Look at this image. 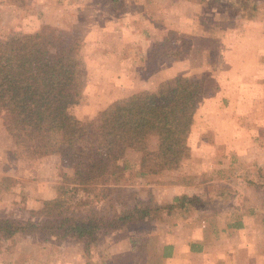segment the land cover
<instances>
[{
  "label": "rangeland",
  "instance_id": "374dc122",
  "mask_svg": "<svg viewBox=\"0 0 264 264\" xmlns=\"http://www.w3.org/2000/svg\"><path fill=\"white\" fill-rule=\"evenodd\" d=\"M44 25L61 30L67 40L80 43L68 112L81 126L96 125L102 113L114 103H125L173 86L177 77L192 78L202 84V97L188 138L189 162L192 163L187 176H190L189 181L195 176V183L207 178L200 171L202 145H208L214 156L223 153L221 147L215 151L216 137H219L216 128L223 118L215 112L228 108L230 102V98L222 97L227 91L221 92L227 79L224 82L218 79V82L207 74L216 73L215 69L223 68L220 62L229 60L228 66L223 68L227 75L240 69V75L247 79L245 85L256 81L257 88L264 91V74L257 63L264 46V0H0V41L39 33ZM168 31L177 33L176 39L169 42L172 53L163 60L151 61L150 52L168 36ZM201 59L208 60V71L205 68L203 74H185L188 61L198 67ZM261 106L264 110L263 104ZM156 148L157 140L151 138L149 149ZM77 150L84 159L105 155L104 150L82 143L67 147L65 155H57L58 164L73 173ZM140 157V153L131 150L122 153L118 162L124 172L105 200L96 202L94 194L83 192L78 199L92 200L88 207L98 211L131 207L136 201L152 200L154 205L173 203L163 197L159 200L158 190L181 182L183 177L155 182L158 174L142 178L146 181L140 180L137 176ZM25 162H30L27 168L32 170L31 193L35 199L45 192L44 184L40 188V179L46 182V175L51 176L43 172L44 166L50 164L39 163L37 159ZM238 171L248 174L249 169L241 164ZM209 175L212 177L214 173ZM4 182L5 186L13 187L16 200L9 204L4 200L8 201L10 194L0 196V218L30 217V210L24 207L27 186L22 181ZM254 184L264 189V179ZM56 187L49 185L48 191L56 192ZM36 200L42 203L40 198ZM199 205L195 201L190 210L175 208L162 212L153 222H139L120 231L99 233L87 253L84 245L76 240L58 243L40 236L19 237L14 244H0V264H202L203 260L185 259L183 252L178 254L177 260L168 261L163 257L164 247L172 242L174 226L179 224L186 230L182 225L187 219L198 230H204L201 220L194 221L203 210ZM203 225L206 227L205 222ZM181 232L178 231L183 244Z\"/></svg>",
  "mask_w": 264,
  "mask_h": 264
},
{
  "label": "trees",
  "instance_id": "16d2710c",
  "mask_svg": "<svg viewBox=\"0 0 264 264\" xmlns=\"http://www.w3.org/2000/svg\"><path fill=\"white\" fill-rule=\"evenodd\" d=\"M167 35L153 47L151 61L172 53L169 42L177 33L168 31ZM79 53L77 40H67L61 30L47 25L39 33L0 41V119L15 145L11 155L20 160L60 156L67 147L82 143L105 151L103 156L84 159L77 150L74 174L62 175L53 199L42 201L26 219L0 218V244L40 236L58 243L79 241L87 253L99 233L156 221L162 212L182 211L185 203L193 201L182 196L164 205L136 201L131 207L98 211L88 207L92 200L78 199L80 192L94 194L96 202L108 197L124 172L118 161L125 150L141 154L139 178L177 170L190 157L188 138L202 97L196 80L177 77L173 86L114 103L96 125L81 126L68 112ZM151 138L157 140L155 150L149 149ZM6 181L14 182L11 178ZM171 250L165 246L163 257Z\"/></svg>",
  "mask_w": 264,
  "mask_h": 264
},
{
  "label": "crops",
  "instance_id": "0c3cea01",
  "mask_svg": "<svg viewBox=\"0 0 264 264\" xmlns=\"http://www.w3.org/2000/svg\"><path fill=\"white\" fill-rule=\"evenodd\" d=\"M254 53L258 55L257 52ZM258 57L257 63L262 67L260 72L264 74V46ZM228 62L229 60H222L220 65L226 68ZM208 64V60L201 59L197 67L190 60L185 64L187 68L185 74L188 76L203 74L205 68L209 70ZM223 68L215 69L216 73L211 76L207 74L210 79L218 82L227 79L221 92L227 91L226 96L222 97L230 98L229 106L215 112L219 117H223L216 128V135L219 137H216L215 151L217 152L219 150L217 148L221 147L223 153L214 156L211 149L208 150L210 148L208 145H202L200 171L207 178H202L197 183L195 176L193 181H189L190 176H187V170L192 163L189 162L190 159L183 161L177 170L156 175L155 182L167 181L176 176L183 177L181 182L162 186L164 188L158 190L159 200L163 197L167 202H171L186 196L193 200L192 203L198 202L201 206L199 208L203 209L199 216H195L194 221L201 220L200 224L204 230H198L197 226L192 222L188 223L187 219L182 225L186 230H182L179 224L173 227L172 242L167 245L172 248L170 255L166 257L168 261L177 260L178 254L183 252L185 259L189 257L191 260H203L204 264H264V189L257 188L254 184L257 180L264 179V110L261 106V104L264 106L262 101L264 91L257 88L256 81L251 85H245L247 79L240 75L242 73L240 69L231 72L230 77ZM215 92L220 93L217 90ZM14 149L15 145L0 119V196L10 194L6 198L8 201L4 200V202L13 203L16 200L13 187L2 186V183L7 178L15 182L12 184L22 181L27 186L24 192L27 196L24 207L30 211L38 210L41 201H37V198L44 201L55 196V191H48V186L52 184L58 186L63 174L73 176L74 172L68 171L62 164L59 165L57 155L38 158L39 163L50 164L44 166L43 172L51 176L46 175L45 179H48L46 182L40 179V188L45 186V192L33 199L32 170L31 167L27 168L30 162L12 156L11 152ZM241 164L248 167V174L238 171ZM211 173H214L213 180H210ZM190 174L193 175L192 172ZM140 180L146 181L142 178ZM192 203H185L183 210H190ZM204 222L206 227L203 225ZM178 231L184 239L183 244ZM191 248L197 250L191 251Z\"/></svg>",
  "mask_w": 264,
  "mask_h": 264
}]
</instances>
